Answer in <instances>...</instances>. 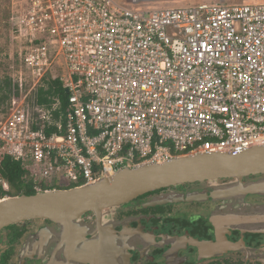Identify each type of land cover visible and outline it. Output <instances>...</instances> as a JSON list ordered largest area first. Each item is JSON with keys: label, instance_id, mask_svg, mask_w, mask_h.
I'll return each instance as SVG.
<instances>
[{"label": "built area", "instance_id": "2783aa9c", "mask_svg": "<svg viewBox=\"0 0 264 264\" xmlns=\"http://www.w3.org/2000/svg\"><path fill=\"white\" fill-rule=\"evenodd\" d=\"M144 3L7 0L0 160L20 161L34 190L264 144V0ZM49 79L64 108L39 102Z\"/></svg>", "mask_w": 264, "mask_h": 264}, {"label": "flooded vegetation", "instance_id": "af4514ba", "mask_svg": "<svg viewBox=\"0 0 264 264\" xmlns=\"http://www.w3.org/2000/svg\"><path fill=\"white\" fill-rule=\"evenodd\" d=\"M76 227L73 238L44 218L3 227L0 264H264V174L150 191L106 209L100 222L85 212Z\"/></svg>", "mask_w": 264, "mask_h": 264}, {"label": "water", "instance_id": "95a60500", "mask_svg": "<svg viewBox=\"0 0 264 264\" xmlns=\"http://www.w3.org/2000/svg\"><path fill=\"white\" fill-rule=\"evenodd\" d=\"M65 92L67 90L65 89ZM264 174V144L241 152L204 151L180 155L101 175L91 182L65 190H46L0 198V230L31 219H50L77 234L80 216L92 211L98 222L106 209L161 188L187 182L214 181ZM97 241V242H96ZM104 244L102 236L93 245Z\"/></svg>", "mask_w": 264, "mask_h": 264}, {"label": "trees", "instance_id": "16d2710c", "mask_svg": "<svg viewBox=\"0 0 264 264\" xmlns=\"http://www.w3.org/2000/svg\"><path fill=\"white\" fill-rule=\"evenodd\" d=\"M7 87L8 81L4 79L2 86H0V101H4ZM38 94L40 103L51 102L52 99L48 97H58L62 108L67 104V93L58 79H49L47 81V88H40ZM0 175L8 182L10 187L8 192L3 191L0 187V198L5 195L13 196L35 193L29 172L23 167L20 161L12 159L9 155H3L0 160Z\"/></svg>", "mask_w": 264, "mask_h": 264}, {"label": "rangeland", "instance_id": "374dc122", "mask_svg": "<svg viewBox=\"0 0 264 264\" xmlns=\"http://www.w3.org/2000/svg\"><path fill=\"white\" fill-rule=\"evenodd\" d=\"M144 5H150L155 7L162 6H187L190 4H196L200 2H225V3H240L244 0H143ZM249 1V0H245ZM261 1V0H251ZM16 46L9 32L8 26V7L7 0H0V86H2L4 79L11 71V65L13 64V56ZM6 94V93H5ZM1 95V91H0ZM6 99V97H5ZM4 99V100H5ZM4 101H0V114L3 111Z\"/></svg>", "mask_w": 264, "mask_h": 264}]
</instances>
